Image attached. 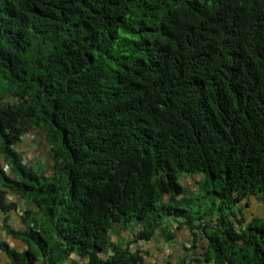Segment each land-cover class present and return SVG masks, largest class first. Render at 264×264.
<instances>
[{
  "label": "trees",
  "instance_id": "1",
  "mask_svg": "<svg viewBox=\"0 0 264 264\" xmlns=\"http://www.w3.org/2000/svg\"><path fill=\"white\" fill-rule=\"evenodd\" d=\"M35 129L40 172L17 149ZM9 194L39 212L4 223L11 264H144L131 242L166 216L204 240L179 264H264L242 203L264 204V0H0L3 213Z\"/></svg>",
  "mask_w": 264,
  "mask_h": 264
},
{
  "label": "crops",
  "instance_id": "2",
  "mask_svg": "<svg viewBox=\"0 0 264 264\" xmlns=\"http://www.w3.org/2000/svg\"><path fill=\"white\" fill-rule=\"evenodd\" d=\"M28 143L36 146L33 138H26L25 136H23L21 142L17 146V149L21 152L23 159H25L23 155L30 151ZM40 153L43 154L44 152ZM42 156L45 158L44 163L46 164L48 160L47 153L45 152V154ZM8 197L9 199L16 202V208L9 210L7 213L0 211V241L6 242L9 247H12L17 251H23L26 246L25 242L8 235L3 225L6 222L14 228L22 229L27 225L32 224L34 220L38 218V208L36 205L26 202L24 199L14 195L9 194ZM25 210H30V213L27 215ZM133 226V222L128 224L126 227L114 225L113 229L109 232V239L113 243L126 244L127 241L131 239V233L135 231L136 227H138V224H135L134 227ZM191 240L192 237L185 227L177 226V223L173 217L166 216L162 223L155 229L154 234L148 241L131 242L133 243L131 245L141 246L144 264H166L167 260L172 261L173 264H179L178 262L185 255L186 260L189 261L191 256L194 253H197L200 249V246L204 244V240H201L199 244L197 243L196 248H192L190 246ZM111 252L112 249L109 247L104 249L102 254L109 255ZM0 264H11L10 259L2 250H0ZM189 264L196 263L190 262Z\"/></svg>",
  "mask_w": 264,
  "mask_h": 264
},
{
  "label": "rangeland",
  "instance_id": "3",
  "mask_svg": "<svg viewBox=\"0 0 264 264\" xmlns=\"http://www.w3.org/2000/svg\"><path fill=\"white\" fill-rule=\"evenodd\" d=\"M37 131H38L37 129L30 130L26 135H24L26 138H30V137L33 138L36 146L28 143L30 151L24 154L23 156L25 158V161H27V163L30 162L28 165H30L33 171L40 172L41 170L44 171V169L46 168L45 166L46 164L44 163L45 158L42 156L46 152V143L42 135H40V132L38 135ZM40 152H44V153L41 154ZM200 178H201L200 174H193V175L181 174L179 176V181L182 183V185L186 186L187 192H189L190 194L189 189L191 191H194V189L196 188V183L200 180ZM242 203L244 204L243 212L246 214L247 217H250V215L252 214L264 215V204L258 201L254 196L250 197L248 204H246L245 201H243Z\"/></svg>",
  "mask_w": 264,
  "mask_h": 264
}]
</instances>
